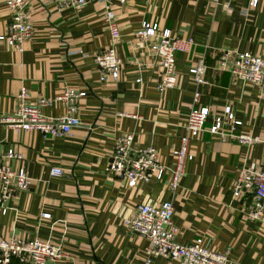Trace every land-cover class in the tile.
<instances>
[{
	"label": "crops",
	"instance_id": "crops-1",
	"mask_svg": "<svg viewBox=\"0 0 264 264\" xmlns=\"http://www.w3.org/2000/svg\"><path fill=\"white\" fill-rule=\"evenodd\" d=\"M28 1L33 36L20 51L0 41V116L14 111L23 89L29 102L66 88L85 95L77 102L80 123L65 136H43L0 122V152L18 150L21 159L8 164L23 167L30 177L29 189L17 192L0 211V239L12 233L51 239L71 256L54 264H143L147 238L132 232L124 219L143 202L170 201L177 242L225 252L227 264H264V225L249 219L247 205L232 193L240 168H264V94L258 85L212 67L223 49L264 57V0L248 14L242 13L247 0H89L79 9ZM107 5L121 34L115 45L122 61L118 80L101 79L93 61L110 45L102 17ZM9 13L0 0V34L7 30ZM143 21L193 40L187 52L177 54L173 88H156L159 60L133 35ZM200 59L210 66L203 84L188 72ZM194 106H207L211 122L229 106L241 122L236 131L258 141L220 140L204 130L191 142L193 158L174 189L166 180L128 187L106 172L116 138L124 132L133 133L136 148L155 146L161 161L172 166L171 150L178 147ZM41 111L56 118L64 106L53 102ZM52 166L62 174L51 175ZM43 212L50 217H41ZM150 264L178 262L152 256Z\"/></svg>",
	"mask_w": 264,
	"mask_h": 264
},
{
	"label": "built area",
	"instance_id": "built-area-1",
	"mask_svg": "<svg viewBox=\"0 0 264 264\" xmlns=\"http://www.w3.org/2000/svg\"><path fill=\"white\" fill-rule=\"evenodd\" d=\"M57 8L79 9L89 0H47ZM124 1V0H122ZM218 3L219 0H213ZM10 10L9 21L5 33L0 34V41L17 51L22 49L24 41L29 40L34 29L29 17L28 0H5ZM260 0H247L242 8L243 14L256 10ZM225 7H230L229 4ZM102 17L106 23L110 45L94 55L93 61L98 68L101 79L106 75L118 80L121 75L122 61L117 54L115 45L120 38V29L116 23L114 11L109 5L105 7ZM139 38L144 48L157 57L161 72L156 88L160 91L173 88L176 85V57L180 52H187L193 44L190 38L177 36L170 29H159L158 24L143 21L133 34ZM208 66L204 59L188 68V72L197 84L206 83L204 75ZM219 71H227L234 79L250 84H256L264 94V57L261 54L237 52L223 49L218 54L214 66ZM141 79L137 78L136 82ZM85 95V91H75L71 88L62 90L56 96L49 98L40 96L33 102L27 100L28 94L23 89L17 96V104L13 112L0 116V122L8 127L24 130L39 131L43 136H65L71 127L80 123L77 115V102ZM198 92L195 93V98ZM60 103L64 112L56 118L44 116L41 108L44 105ZM209 114L207 106L192 107L185 119V133L180 137L178 147L171 150L172 166L161 161L159 150L153 146L136 148L133 145V133L124 132L115 141L109 154L106 172L122 181L128 187L138 183L164 181L171 189L176 188L184 174L185 163L193 158L190 144L204 130L220 140L235 139L241 143L252 144L258 137L237 132L235 126L241 122L235 119L229 106L224 107L223 115H216L209 127L204 128ZM21 159V154L15 148L0 152V211L7 209L5 202L17 192L29 189L30 177L23 167L13 168L8 160ZM50 174L60 176L62 169L58 166L50 168ZM233 196H239L247 205V217L264 225V168H240L233 180ZM173 204L164 201L160 204L143 202L137 205L135 214L124 219V225L132 232H138L147 238L143 264H150L152 256H163L175 260L178 264H227L225 252H219L207 245L194 243H179L175 240L177 228L172 225ZM41 217L49 218L50 214L41 213ZM64 247L51 239L34 236L24 238L12 233L9 237L0 239V264H54L60 259L70 258Z\"/></svg>",
	"mask_w": 264,
	"mask_h": 264
},
{
	"label": "rangeland",
	"instance_id": "rangeland-1",
	"mask_svg": "<svg viewBox=\"0 0 264 264\" xmlns=\"http://www.w3.org/2000/svg\"><path fill=\"white\" fill-rule=\"evenodd\" d=\"M252 11L254 12V11H256V10H251L250 12H252ZM250 12H249V13H250ZM6 27H7V26H6ZM220 115H223V112H222ZM207 120H208V121H207ZM207 120L205 121L204 128L209 127L210 124L212 123V122H211V116H210V115L208 116V119H207ZM212 121H213V118H212Z\"/></svg>",
	"mask_w": 264,
	"mask_h": 264
}]
</instances>
